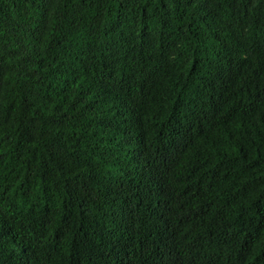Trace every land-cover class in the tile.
I'll return each mask as SVG.
<instances>
[{"label":"trees","instance_id":"1","mask_svg":"<svg viewBox=\"0 0 264 264\" xmlns=\"http://www.w3.org/2000/svg\"><path fill=\"white\" fill-rule=\"evenodd\" d=\"M0 264H264V0H0Z\"/></svg>","mask_w":264,"mask_h":264}]
</instances>
